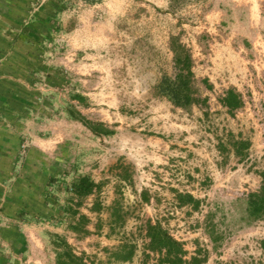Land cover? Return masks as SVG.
Instances as JSON below:
<instances>
[{"label": "rangeland", "instance_id": "obj_1", "mask_svg": "<svg viewBox=\"0 0 264 264\" xmlns=\"http://www.w3.org/2000/svg\"><path fill=\"white\" fill-rule=\"evenodd\" d=\"M263 173L264 0H0V264H264Z\"/></svg>", "mask_w": 264, "mask_h": 264}, {"label": "trees", "instance_id": "obj_2", "mask_svg": "<svg viewBox=\"0 0 264 264\" xmlns=\"http://www.w3.org/2000/svg\"><path fill=\"white\" fill-rule=\"evenodd\" d=\"M81 120L83 124L87 126V128H89L92 132H100L97 129V126L100 124H93L91 121L83 117ZM93 185L94 184L89 181L87 177L83 176L77 179L76 182L72 183V191L76 197H84L91 193ZM178 201L180 205L191 204L192 207H196L198 205V200H196L190 193H179ZM248 208L251 215H264V173L262 174V184L260 188L256 192H253L249 195ZM150 229L155 230L153 233H148L150 238V247L153 250H157L158 252H163V258H165V260L169 261L170 263L173 262V260L170 259V257L173 256L174 262L183 264L185 250L183 249L182 244L179 241L173 239L159 227H150ZM62 245L64 249L57 254L56 264H91L81 256L75 255L70 250V246L66 242H63ZM131 254V252H128L124 258H130Z\"/></svg>", "mask_w": 264, "mask_h": 264}]
</instances>
